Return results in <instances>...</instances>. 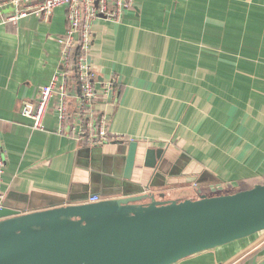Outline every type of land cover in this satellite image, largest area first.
Here are the masks:
<instances>
[{
    "label": "crops",
    "instance_id": "0c3cea01",
    "mask_svg": "<svg viewBox=\"0 0 264 264\" xmlns=\"http://www.w3.org/2000/svg\"><path fill=\"white\" fill-rule=\"evenodd\" d=\"M66 29L63 6L47 21L0 25L7 206L41 210L102 190L137 194L149 184L214 193L264 174V0H133L120 21L95 20L90 63L99 81L118 78L112 102L98 104L113 137L98 145L60 131L54 100L44 131L22 114L64 67L57 39ZM133 140L137 160L124 186ZM150 147L165 149L155 179L144 167ZM176 264H264V234Z\"/></svg>",
    "mask_w": 264,
    "mask_h": 264
},
{
    "label": "water",
    "instance_id": "95a60500",
    "mask_svg": "<svg viewBox=\"0 0 264 264\" xmlns=\"http://www.w3.org/2000/svg\"><path fill=\"white\" fill-rule=\"evenodd\" d=\"M131 141L121 185L133 176ZM164 148L146 149L144 167L159 176ZM147 190L99 201L83 197L48 208L0 209V264H176L264 231V184L228 192ZM91 196V197H92Z\"/></svg>",
    "mask_w": 264,
    "mask_h": 264
},
{
    "label": "built area",
    "instance_id": "2783aa9c",
    "mask_svg": "<svg viewBox=\"0 0 264 264\" xmlns=\"http://www.w3.org/2000/svg\"><path fill=\"white\" fill-rule=\"evenodd\" d=\"M133 0H1L0 25L17 24L20 19L36 16L47 21L58 7L66 8L67 29L58 42L63 46L64 67L47 85L39 86L38 99L27 102L22 114L32 120L33 129L44 131V118L54 100L60 131L76 135L86 145H98L112 140L109 117L98 108L100 102L110 103L116 93L117 76L99 81L89 60L93 43V25L98 18L120 21ZM11 11L4 13V10ZM73 76L75 82L73 81ZM6 158L0 143V209ZM99 201L92 196L89 202Z\"/></svg>",
    "mask_w": 264,
    "mask_h": 264
},
{
    "label": "trees",
    "instance_id": "16d2710c",
    "mask_svg": "<svg viewBox=\"0 0 264 264\" xmlns=\"http://www.w3.org/2000/svg\"><path fill=\"white\" fill-rule=\"evenodd\" d=\"M73 81L75 82L74 76H73ZM237 183H238V186L236 188H234L233 190H226V191L233 192L236 190H244V189L252 188L257 183L264 184V174L258 175V176H252L248 178H243V179L238 180ZM220 191L222 190L220 189Z\"/></svg>",
    "mask_w": 264,
    "mask_h": 264
},
{
    "label": "rangeland",
    "instance_id": "374dc122",
    "mask_svg": "<svg viewBox=\"0 0 264 264\" xmlns=\"http://www.w3.org/2000/svg\"><path fill=\"white\" fill-rule=\"evenodd\" d=\"M66 19H67V16H66ZM261 184H262V183H261ZM261 234H264V231L261 232V233L256 234V236H257V235H261ZM262 236H263V235H262ZM259 237H261V236H259Z\"/></svg>",
    "mask_w": 264,
    "mask_h": 264
}]
</instances>
